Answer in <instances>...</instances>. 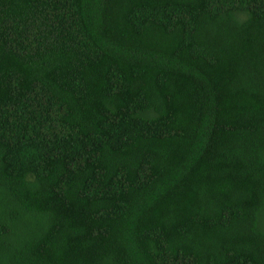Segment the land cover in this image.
<instances>
[{
  "label": "trees",
  "instance_id": "trees-1",
  "mask_svg": "<svg viewBox=\"0 0 264 264\" xmlns=\"http://www.w3.org/2000/svg\"><path fill=\"white\" fill-rule=\"evenodd\" d=\"M0 264H264V0H0Z\"/></svg>",
  "mask_w": 264,
  "mask_h": 264
}]
</instances>
